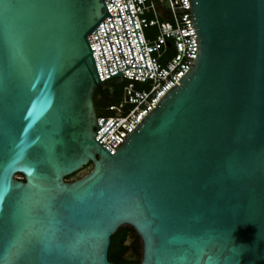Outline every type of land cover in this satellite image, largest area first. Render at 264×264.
<instances>
[{"label":"water","instance_id":"95a60500","mask_svg":"<svg viewBox=\"0 0 264 264\" xmlns=\"http://www.w3.org/2000/svg\"><path fill=\"white\" fill-rule=\"evenodd\" d=\"M189 3L192 67L111 153L95 91L139 66L100 80L89 35L120 13L0 0V264H116L124 225L134 264H264V0Z\"/></svg>","mask_w":264,"mask_h":264},{"label":"built area","instance_id":"2783aa9c","mask_svg":"<svg viewBox=\"0 0 264 264\" xmlns=\"http://www.w3.org/2000/svg\"><path fill=\"white\" fill-rule=\"evenodd\" d=\"M104 3L110 15L120 13L121 18L106 16L89 35L100 80L126 66H139L121 71L125 84L120 101L107 106L109 114L97 116L98 127L102 126L95 137L98 140L105 133L98 142L114 153L123 135L156 107L157 100L172 85L180 84L179 78L196 59L198 41L189 0H104ZM151 28L157 30L154 36L147 35ZM188 34L189 38H184ZM171 46L173 54L167 58Z\"/></svg>","mask_w":264,"mask_h":264},{"label":"trees","instance_id":"16d2710c","mask_svg":"<svg viewBox=\"0 0 264 264\" xmlns=\"http://www.w3.org/2000/svg\"><path fill=\"white\" fill-rule=\"evenodd\" d=\"M172 48L169 47L170 51ZM125 84V81H123V84L119 83L118 87V93L116 95H112L109 93V91H106L105 98L106 100L99 105V109L97 110L98 114H109V111L106 110L108 105H111L113 103H117L120 101L122 97V88ZM102 87H97L96 91H99V93L102 92ZM91 168V164L86 166L84 169H82L79 172H76L70 176L67 177V179L74 180L76 178H79L83 175H81L82 172L86 171L87 169ZM22 179H24L23 175H20ZM127 238H131L130 244H125V241ZM141 240L139 236L135 233V230L130 225H124L120 227L111 237H110V244L108 247V260L111 262H114L116 264H134L138 263L141 259ZM128 252H131V255L128 256Z\"/></svg>","mask_w":264,"mask_h":264},{"label":"flooded vegetation","instance_id":"af4514ba","mask_svg":"<svg viewBox=\"0 0 264 264\" xmlns=\"http://www.w3.org/2000/svg\"><path fill=\"white\" fill-rule=\"evenodd\" d=\"M118 87H119V84H115V90H116V92H113L112 93V95H116L117 93H118ZM101 90H102V92L101 93H99V91H97L96 93H95V95H94V101H95V105H96V109L98 110L99 109V105H100V103H102V102H104L105 100H106V98H105V95H106V91L108 90V89H102L101 88ZM109 91V90H108ZM109 93H110V91H109ZM111 94V93H110Z\"/></svg>","mask_w":264,"mask_h":264},{"label":"rangeland","instance_id":"374dc122","mask_svg":"<svg viewBox=\"0 0 264 264\" xmlns=\"http://www.w3.org/2000/svg\"><path fill=\"white\" fill-rule=\"evenodd\" d=\"M156 33H157L156 28H151V29L147 30V35L148 36H154ZM172 54H173V49H171L170 51H168V53L166 54V57L169 58ZM90 170H91V168L87 169L86 171L82 172L81 175H85Z\"/></svg>","mask_w":264,"mask_h":264}]
</instances>
